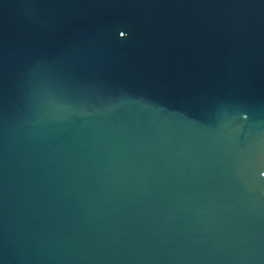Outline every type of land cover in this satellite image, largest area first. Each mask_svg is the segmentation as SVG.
<instances>
[{"label": "water", "instance_id": "95a60500", "mask_svg": "<svg viewBox=\"0 0 264 264\" xmlns=\"http://www.w3.org/2000/svg\"><path fill=\"white\" fill-rule=\"evenodd\" d=\"M0 264H264V0H0Z\"/></svg>", "mask_w": 264, "mask_h": 264}, {"label": "snow or ice", "instance_id": "6c2138e0", "mask_svg": "<svg viewBox=\"0 0 264 264\" xmlns=\"http://www.w3.org/2000/svg\"><path fill=\"white\" fill-rule=\"evenodd\" d=\"M124 33L122 32V33H120V35H123Z\"/></svg>", "mask_w": 264, "mask_h": 264}]
</instances>
